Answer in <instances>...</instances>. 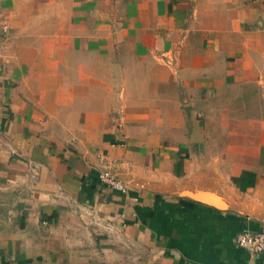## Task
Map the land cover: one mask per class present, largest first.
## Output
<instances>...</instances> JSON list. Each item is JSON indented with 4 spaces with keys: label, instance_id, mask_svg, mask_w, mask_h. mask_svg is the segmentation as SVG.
I'll list each match as a JSON object with an SVG mask.
<instances>
[{
    "label": "crops",
    "instance_id": "crops-1",
    "mask_svg": "<svg viewBox=\"0 0 264 264\" xmlns=\"http://www.w3.org/2000/svg\"><path fill=\"white\" fill-rule=\"evenodd\" d=\"M243 228L264 0H0V264H264Z\"/></svg>",
    "mask_w": 264,
    "mask_h": 264
},
{
    "label": "built area",
    "instance_id": "built-area-1",
    "mask_svg": "<svg viewBox=\"0 0 264 264\" xmlns=\"http://www.w3.org/2000/svg\"><path fill=\"white\" fill-rule=\"evenodd\" d=\"M98 179L102 186H106L112 190L124 192L126 186L107 168L99 172ZM238 246L247 251L251 256H257L264 252V231H252L243 228L236 235Z\"/></svg>",
    "mask_w": 264,
    "mask_h": 264
}]
</instances>
